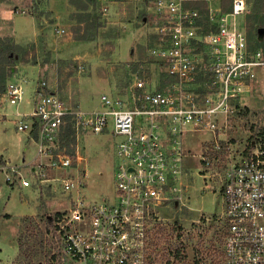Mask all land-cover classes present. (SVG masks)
<instances>
[{
  "label": "built area",
  "instance_id": "built-area-1",
  "mask_svg": "<svg viewBox=\"0 0 264 264\" xmlns=\"http://www.w3.org/2000/svg\"><path fill=\"white\" fill-rule=\"evenodd\" d=\"M193 1L151 2L159 20L153 28L159 42L149 48L148 57L173 79L166 88L140 70L132 73L124 93L103 94L99 107L84 110L48 90L44 81L35 90L33 111L22 114L18 107L24 98L23 80L14 75L8 82L2 103L16 106L17 131L30 133L37 125L40 161L32 168V179L19 168L2 166L7 182L18 181L25 188L48 187L53 181L65 193L76 192L54 226L60 240L55 264H154L152 252L163 250L155 249L158 243L171 257L165 264L176 263L177 248L167 238L171 220L162 210L183 204L189 188L184 136L193 130L224 131L236 103L252 92L256 68L264 67L263 52L250 50L247 34L238 26L248 0H233L229 13L209 6L210 27L217 29L206 34ZM67 116L77 133L113 129L121 136L115 199L99 201L81 194L86 186L83 171L73 173L84 160L79 143L74 155L56 149ZM202 160L211 165L205 155ZM52 172L63 174L51 177ZM221 185L225 264H264V139L253 141L244 161L227 168Z\"/></svg>",
  "mask_w": 264,
  "mask_h": 264
},
{
  "label": "rangeland",
  "instance_id": "rangeland-1",
  "mask_svg": "<svg viewBox=\"0 0 264 264\" xmlns=\"http://www.w3.org/2000/svg\"><path fill=\"white\" fill-rule=\"evenodd\" d=\"M84 2H89L86 10L71 0H0V42L14 47L12 63L5 68L7 84L14 75L23 80L26 101L22 114L32 110V93L44 81L49 83L48 90L55 91L73 108L92 110L100 106L103 94L117 95L121 82L128 80L127 74L131 73V78L132 71H146L154 79L158 67L150 64L148 50L159 42L153 29L159 20L149 6L142 5L143 9L136 12L127 10L124 17H118L109 15L111 0ZM212 5L209 6L215 8L218 3ZM88 16L91 20L84 29L80 22ZM238 26L247 32L251 47L256 41L264 43V0H248L247 11L238 18ZM63 29L65 33L60 34ZM2 100L0 96V110L6 106ZM16 109L9 106L8 113L15 116ZM234 110L224 131H217L213 141L207 142L212 139L211 132L184 136L185 148L189 150L184 165L192 167L191 178L189 174L186 176L189 188L183 204L162 210L163 216L171 220L168 243L181 250L178 256L175 252V264H225L227 225L221 183L231 164L244 161L253 141L264 139V67L256 68L252 92ZM15 122L0 129V148H8L12 164L22 165L19 170L32 179V168L40 161L38 146L28 132L17 131ZM76 135L84 160L73 173L78 176L83 171L81 182L86 186L81 194L99 201L115 199L116 145L121 136L113 129L98 134L79 131ZM220 142L225 143V148L222 146L217 156L204 154L211 165L206 166L202 159L200 164L202 146L206 153L207 146ZM56 149L71 155L60 144ZM6 163L4 155H0V231L9 230L0 234V264H55L54 254L59 250L60 240L54 226L58 214L70 208L76 192L65 193L59 182L53 181L48 187L24 188L18 181L9 183L6 170L1 169ZM199 172L207 175V179ZM31 212L34 215L21 216L19 228L14 231L19 216ZM6 213L11 216L9 220L3 218ZM156 247L163 250L158 254L152 252L154 264H165L171 259L164 250L166 246L158 243Z\"/></svg>",
  "mask_w": 264,
  "mask_h": 264
},
{
  "label": "trees",
  "instance_id": "trees-1",
  "mask_svg": "<svg viewBox=\"0 0 264 264\" xmlns=\"http://www.w3.org/2000/svg\"><path fill=\"white\" fill-rule=\"evenodd\" d=\"M71 1H72V3L76 4L78 8H81L82 10H86L87 7H89L88 6L89 2H84V0H83V2L79 1V0H71ZM150 1H152V0H145V2L147 4H149ZM220 1H221L222 12H224V13L231 12L233 0H220ZM192 5L195 9H198L200 11V13L202 14V18L200 20V23L204 27L203 33L204 34L208 33V31L210 29L216 30L217 29L216 26H214L212 28L210 27L211 23L209 21V10H208V5H207L206 0H195L192 2ZM90 20H91V18L89 16H88V19L82 18L80 23H81V25H83V24L85 25L84 29H86L88 27L89 24H87V21H90ZM81 29L82 28H79L80 32L78 34L81 33ZM257 34L259 35L258 29L256 30V36H257ZM247 36H248V34H247ZM80 38H82V37H80ZM156 38H157V36H156ZM248 43H249V37H248ZM249 48L252 51L261 50L264 54V43H263V41H256V44L254 47H251L250 43H249ZM12 56H14V47L9 46L5 43H2V41H1L0 42V96H2L7 89V74H6L5 68L9 64L12 63V58H13ZM149 61L151 62L150 63L151 65L152 64L157 65V67H158V69L156 68L157 71L161 72L160 65L154 58L150 57ZM137 71H139V70H134L132 72L134 73ZM127 75H128V80L124 79V81L121 82V88L117 94L124 93L126 91L127 87L129 86V84L131 82V78H130L131 73L127 74ZM159 76H160L162 83L164 84V87H167L168 84L173 80L166 73H161ZM243 99H241V100H243ZM241 100L236 103V107H239ZM32 135L34 138L37 137V125H35ZM76 139H77V135H76L75 128L73 127V124L70 122V117L67 116L66 117V124L63 125L62 131L60 133V140H59L60 148L61 149L68 148L71 152V155H74V152H75L74 145L76 144ZM222 146L225 148L224 142H220L219 149L217 148V146L215 144H211V145L207 146L208 147L207 150L208 149L209 150L206 152L205 155L213 153L214 154L213 156H217V154L221 150ZM44 187H47V186H44ZM58 215H60V214H58ZM176 253H177V256L180 255L181 250L179 248H177Z\"/></svg>",
  "mask_w": 264,
  "mask_h": 264
},
{
  "label": "crops",
  "instance_id": "crops-1",
  "mask_svg": "<svg viewBox=\"0 0 264 264\" xmlns=\"http://www.w3.org/2000/svg\"><path fill=\"white\" fill-rule=\"evenodd\" d=\"M152 1H150L149 2V4H147L146 2H145V0H111V2H110V6H109V15H113V16H120V15H122L121 17H124V13L128 10V11H132V10H134V12H136V11H141V9H143V7H146L147 8V6H149V8H150V11L152 12L153 11V8H152V3H151ZM206 2H207V5H208V7H209V5H211V6H213L212 4L213 3H215V2H217L218 3V6H214L215 8H221V2L219 1V0H206ZM68 4H69V2H68ZM142 5H143V7H142ZM191 6L193 7V5H192V3H191ZM134 7V8H133ZM131 8V9H130ZM194 8V7H193ZM221 10H222V8H221ZM154 13V11L152 12V14ZM154 15V14H153ZM119 19V18H118ZM143 20H144V22L147 20V17H145V18H143ZM246 32V31H245ZM246 34H247V32H246ZM247 38H248V36H247ZM161 70V69H160ZM162 72H160V71H157V69H156V71H154V83L156 84L157 82L159 83V84H161L163 87H164V84L162 83V81H161V79H160V74H161ZM29 84V83H28ZM27 85V84H26ZM166 88V87H165ZM35 89H36V87H35ZM35 89H34V91H33V93H32V97H33V99H31L32 100V103H33V107H32V110H25L26 112H24L25 114H28V113H30L31 111H33V109H34V107H35ZM26 101V99H25V96H24V99H23V101L21 102V104H20V106L18 107V110L19 111H21V112H23L24 110H22V108L24 107V103H25V101ZM6 105V104H5ZM5 109H6V111H5ZM8 110H9V106H4V108L3 109H1L0 110V129L1 128H4V125H6V124H9V123H12V124H14V122L18 119L16 116H12V114H9L8 113ZM17 110V109H16ZM8 117H10L11 119H13L12 121L8 118ZM13 117V118H12ZM15 127H16V125H15ZM193 132H211L212 133V139L211 140H209V141H207V142H210V141H213L216 137H217V134H216V132H213V131H195V130H193V131H190V132H188L187 134H189V133H193ZM32 133L33 132H30V133H28V135L31 137V138H33V139H36V138H34L33 137V135H32ZM0 135H1V130H0ZM186 137V136H185ZM184 137V142H183V147H184V151L185 152H187V151H189V150H186V148H185V138ZM1 146V145H0ZM188 153V152H187ZM0 155L2 156V155H4V158H5V160L7 161V163L6 164H8L9 166H13V167H16V168H22L23 166L22 165H18V164H12V159H11V154L9 153V150H8V148H0ZM203 155H204V151H203V146H202V148H201V152H200V154H199V160H198V162L201 164V162H200V159H202L203 158ZM193 156L195 157V158H197V156L198 155H194L193 154ZM200 166V165H199ZM189 168V169H188ZM185 169H186V172H188L187 174H189L190 175V178H191V173H192V167H188V166H185ZM188 169V170H187ZM199 171H201V168L199 167ZM199 174H200V172H199ZM200 176L202 177V178H204L205 177V175L203 174V175H201L200 174ZM222 193V192H221ZM222 196H223V193H222ZM223 201H224V199H223ZM34 213L35 212H31V213H29V214H22V215H20L19 216V220H18V222H17V225H16V227H15V230L14 231H16V230H18V228H19V225H20V218H21V216H23V215H34ZM10 214H8V213H6V215H3V218L5 219V220H9L10 219ZM7 231H9V230H7ZM7 231H5L4 229L2 230V231H0V234L2 235V234H4V233H6Z\"/></svg>",
  "mask_w": 264,
  "mask_h": 264
}]
</instances>
